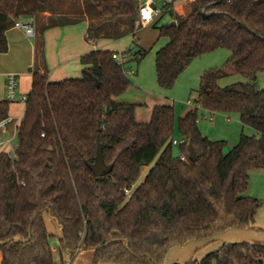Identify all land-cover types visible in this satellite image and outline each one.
<instances>
[{"label": "trees", "instance_id": "trees-1", "mask_svg": "<svg viewBox=\"0 0 264 264\" xmlns=\"http://www.w3.org/2000/svg\"><path fill=\"white\" fill-rule=\"evenodd\" d=\"M85 1L86 15L102 20L100 29L125 24L135 34L142 0ZM48 4L0 0V54L9 52L7 32L20 16L50 12ZM165 18L170 22L158 27ZM153 28L168 39L155 55L157 83L166 91L194 59L222 49L232 53L225 69L203 73L196 104L238 114L258 136L243 133L225 153V141L201 133L196 109L179 119L184 143L175 146L173 106H156L149 122L138 123L137 106L117 98L131 85L126 63H139L146 50L127 51L130 60L123 65L110 51H92L81 58L79 79L52 83L34 73L15 156L0 153L2 264H58L51 247L58 232L60 260L68 257L71 264L81 251L93 252L92 264H163L174 246L253 227L260 204L246 192L250 172L264 168V89L256 84L264 72V0H195L185 14L166 5ZM234 74L248 82L221 88L219 81ZM10 105L0 100V122L9 117ZM99 152L108 171L96 177L91 166ZM154 162L134 187L142 168ZM47 219L55 224L53 232ZM263 259L264 246L225 244L188 264Z\"/></svg>", "mask_w": 264, "mask_h": 264}, {"label": "rangeland", "instance_id": "rangeland-1", "mask_svg": "<svg viewBox=\"0 0 264 264\" xmlns=\"http://www.w3.org/2000/svg\"><path fill=\"white\" fill-rule=\"evenodd\" d=\"M85 0H69L67 3H49L48 10L53 15L54 19L65 20L66 18L58 17L59 14L71 15L69 18L73 19L81 13H86ZM157 4L162 6V2L158 0ZM181 2H176L175 7H179ZM183 10L188 12L190 4L182 3ZM181 13V11H177ZM38 15V14H37ZM29 15L20 16L19 21L26 22ZM100 19V18H97ZM101 20V19H100ZM102 21V20H101ZM169 19L165 18L158 23V27L168 24ZM101 23V22H100ZM15 26V25H14ZM137 28L135 27V30ZM136 37L131 35L122 39L119 43L113 46V49L125 52L130 50L132 54L139 50H146L147 56L137 63L136 61H128L125 65L127 71H133L128 74L131 82L129 89L118 97V99L127 101L131 104H136L135 118L148 121L151 116L152 108L156 104L173 106L176 115V128L174 138L176 141H181V134L179 132V119L184 117L190 111L197 109L198 112V127L201 133L212 141H225V153H228L241 139V135L252 136L257 135L254 129L244 127L240 121L238 114L212 113L201 107H198L196 100L198 97L197 90L200 87L201 76L204 72L209 70L225 69L228 60L232 53L229 50H217L213 53L203 55L194 59L188 68L179 76L174 87L169 90H163L157 83L155 55L156 52L168 43L167 38H159L158 30L154 28L139 29ZM33 42V39H29ZM8 54V53H7ZM6 54H0L5 56ZM2 58H10L2 57ZM130 60V56L128 55ZM13 64H3L0 71L4 69H11ZM2 69V70H1ZM82 77V76H81ZM248 79L242 75L234 74L219 81L221 88L238 83H247ZM55 83V82H52ZM257 87L264 89V72L257 77ZM4 98V81L0 77V100ZM190 101V103H188ZM23 102L19 106L23 107ZM211 117V118H209ZM11 137L10 132L2 135L0 133V140H7ZM18 145L17 138H12L11 145L8 146L10 150L15 149ZM6 149V147H5ZM3 150V149H2ZM178 149H175V154ZM155 165V162L145 168H142L140 178L134 187L143 184L150 169ZM246 196L259 201L260 208L257 211L254 225L249 230H231L215 236L212 240H196L185 245L172 247L163 264H188L192 261H202L208 254L219 250L225 244H251L264 246V168L256 169L250 172L249 187ZM48 227L53 232L52 221L47 219ZM59 236L51 240V247L55 254V260L58 263L71 262L68 257H63L60 260L59 256ZM93 252L81 251L76 257L73 264H92ZM264 264V259L262 260Z\"/></svg>", "mask_w": 264, "mask_h": 264}, {"label": "crops", "instance_id": "crops-1", "mask_svg": "<svg viewBox=\"0 0 264 264\" xmlns=\"http://www.w3.org/2000/svg\"><path fill=\"white\" fill-rule=\"evenodd\" d=\"M68 1L69 0H49V3H67ZM177 2H181V5L176 8L175 2L173 4L175 11H181V13L185 14L186 10L184 9V11H182V3L188 2ZM70 16L71 15L67 14H59L58 17L66 19L58 21V19L53 18V15L50 12L46 11L40 12L35 17H29L26 22L34 24L36 29V37L34 38L27 37L22 30L15 26L8 30L7 38L9 52L5 56H0V68L1 66L3 67V64H13V67L11 69H4V71L1 69L2 71H0V77H2L4 81V98L2 100L5 99V82L6 76L9 74L18 76L19 91L21 95L29 94L34 73L47 75L50 82L79 79L81 78L84 69L81 62V58L84 55L96 50L119 53L121 51L113 49V46L126 37H130L131 35H133V37L134 35L137 36L139 32L138 29H136L134 31L135 34L132 33L129 27L125 24H119L118 28L115 30L111 27L100 29L98 26L101 20L95 17H88L86 13L78 16L75 15V17H72L73 19H70ZM70 20L78 21L77 23H69L68 21ZM59 22H65V24L60 25ZM149 28H153V26L141 29ZM89 29H93V34H96L95 37H92L89 33ZM29 39H33L34 41L31 42ZM127 51L130 50H126L125 52ZM8 56H10V58H2ZM117 101L120 103L131 104L118 98ZM19 103L20 102L11 103L10 105L9 117L13 119V123L8 126L7 132L2 133V135L10 132L11 137L5 141L3 140L6 144L0 148V153H8L10 149L7 148V145H11L12 138H17V126L25 113V103L23 104V107L19 106ZM188 103H190V101H188ZM156 106L169 105L156 104L153 106L152 111ZM135 119L138 123H145L150 121L151 116L148 121L137 118ZM8 141H10L9 144H7ZM51 223L52 226L55 225L53 221ZM0 264H2L1 253Z\"/></svg>", "mask_w": 264, "mask_h": 264}, {"label": "built area", "instance_id": "built-area-1", "mask_svg": "<svg viewBox=\"0 0 264 264\" xmlns=\"http://www.w3.org/2000/svg\"><path fill=\"white\" fill-rule=\"evenodd\" d=\"M177 1H185L188 3H193L195 0H161L162 6H159L157 4V0H142V3L139 7L138 17L135 21V27L138 29L141 28H147L154 26V24L157 22L158 19L163 14V8L166 5H173ZM217 1H223V0H217ZM232 0H226L227 3H230ZM16 28H19L24 32V34L27 37L34 38L36 37V29L33 23L31 22H23L18 21L15 24ZM113 58L120 64H125L129 58L127 52H119L114 53ZM132 74V71L125 70V74ZM5 100H7L10 103H16V102H23L26 103L27 101V95H21L19 91V78L17 75L9 74L6 76V82H5ZM13 123V119L11 117H8L0 122V133H6L8 130V126ZM42 137H45L44 134H42ZM10 141L7 142L9 144ZM184 141H174L173 144L175 146L179 144H183ZM6 142L3 140H0V148L5 146ZM15 150V149H14ZM14 150H10L8 154L14 155ZM182 159H184L183 156H181ZM126 195H130V190H125ZM77 253V252H76ZM58 264H71V262H64V263H58Z\"/></svg>", "mask_w": 264, "mask_h": 264}, {"label": "water", "instance_id": "water-1", "mask_svg": "<svg viewBox=\"0 0 264 264\" xmlns=\"http://www.w3.org/2000/svg\"><path fill=\"white\" fill-rule=\"evenodd\" d=\"M256 1H258V0H256ZM175 26H176V23L172 22L171 27H175ZM188 149H189V158L191 160L195 159L196 158V151H195V149L191 143L188 145ZM91 170L96 177H101L103 174H105L108 171V167L103 162L101 152L98 153L97 161L93 166H91Z\"/></svg>", "mask_w": 264, "mask_h": 264}]
</instances>
